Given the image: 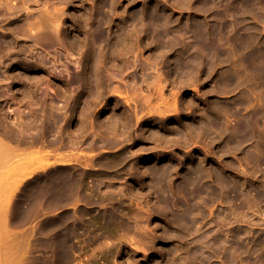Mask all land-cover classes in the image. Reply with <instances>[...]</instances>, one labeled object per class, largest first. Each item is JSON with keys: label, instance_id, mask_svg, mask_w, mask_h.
<instances>
[{"label": "rangeland", "instance_id": "1", "mask_svg": "<svg viewBox=\"0 0 264 264\" xmlns=\"http://www.w3.org/2000/svg\"><path fill=\"white\" fill-rule=\"evenodd\" d=\"M0 2V264H264V0Z\"/></svg>", "mask_w": 264, "mask_h": 264}, {"label": "bare ground", "instance_id": "2", "mask_svg": "<svg viewBox=\"0 0 264 264\" xmlns=\"http://www.w3.org/2000/svg\"><path fill=\"white\" fill-rule=\"evenodd\" d=\"M0 3H2V2H0ZM4 3H5V2H4ZM4 5H5V4H4ZM8 9H9V7H8ZM223 24H224V22H223ZM220 27H221V26H220ZM225 29H226V28H225ZM199 32H200V31H199ZM203 32H205V31H203ZM221 33H222V32H221ZM36 34H37V33H36ZM215 34H216V33H215ZM201 35L203 36V34H201ZM207 35H208V34L206 33V36H207ZM219 35H220V34H219ZM219 35H218V36H219ZM198 37H199V36H198ZM198 37H197V39H198ZM200 37H201V36H200ZM216 38H217V37H216ZM216 38H215V39H216ZM219 38H221V37L219 36L218 39H219ZM200 39H201V38H200ZM200 39H199V40H200ZM206 39H208V38L205 37V40H206ZM201 40H202V39H201ZM219 40H220V39H219ZM219 40H217V41H219ZM214 41H216V40H214ZM217 41H216V42H217ZM206 42H207V41H206ZM201 43H202V42H200V44H201ZM214 43H215V42H214ZM219 43H220V41H219ZM203 44H204V43H203ZM216 44H217V43H216ZM221 44H222V43H221ZM223 44H224V43H223ZM211 45H212V44H211ZM241 45H242V44H241ZM241 45H240V46H241ZM216 46H217V45H216ZM219 47H221V46H219ZM222 47H223V46H222ZM244 47H245V46H244ZM216 49H217V48H216ZM219 49H220V48H219ZM220 52H223V49L220 50ZM223 53H225V52H223ZM214 54H215V53H214ZM229 56L231 57V55H229ZM223 58H224V57H223ZM223 58H222V59H223ZM246 61H247V60H246ZM263 71H264V70H263ZM258 72H259V71H258ZM234 73H236V72H234ZM263 74H264V73H263ZM252 76H253V75H252ZM261 78H262V77H261ZM257 79H258V78H257ZM260 81H261V80H260ZM263 81H264V80H263ZM259 88H260V86H259ZM262 90H263V89H262ZM254 91H255V90H254ZM253 93H254V92H253ZM256 93H257V92H256ZM257 94H258V93H257ZM257 94H256V95H257ZM259 94H261V93L259 92ZM252 95H253V94H252ZM254 96H255V95H254ZM256 97H259V96H256ZM260 97H261V95H260ZM255 99H257V98H255ZM255 99H254V100H255ZM258 100H260V99H258ZM258 100H257V101H258ZM255 103H256V102H255ZM260 103H261V102H260ZM253 104H254V103H253ZM257 106H258V105H257ZM257 106H256V107H257ZM259 106H260V105H259ZM261 106H262V105H261ZM261 106H260V107H261ZM263 106H264V104H263ZM254 108H255V107H254ZM262 108H263V107H262ZM259 109H260V108H259ZM259 109H258V111H259ZM261 110H262V109H261ZM235 112H236V111H235ZM255 112H256V111H255ZM259 112H260V111H259ZM261 112H262V111H261ZM1 113H2V112H1ZM262 113H263V112H262ZM4 114H5V113H4ZM258 114L260 115V113H258ZM259 115H258V116H259ZM2 116H3V115H2ZM261 116H262V115H261ZM2 119H3V118H2ZM244 119H245V118H244ZM3 120H4V119H3ZM249 120H251V119H249ZM255 120H256V119H254V121H255ZM1 121H2V120H1ZM221 121H222V120H221ZM241 121H242V120H241ZM247 121H248V119L246 120V122H247ZM252 121H253V119H252ZM226 122H227V121H226ZM257 122H258V120H257ZM221 123H222V122H221ZM243 123H245V122H243ZM248 124H249V123H248ZM248 124L246 123V125H247L246 128H245V126H243L244 132L246 131V132H245V135H246L247 133H249L250 130L253 131L252 129H249V128H252V127H250L251 124H250V125H248ZM253 124H254V123H253ZM256 124H257V123H256ZM221 125H222V124H221ZM224 125H225V124H224ZM237 127H238V126H237ZM238 128H239V127H238ZM226 129H227V128H226ZM239 130H241V129H239ZM0 131H2V129H1ZM14 131H16V130H14ZM251 131H250L249 135L252 134ZM254 131H255V130H254ZM238 132H239V131H238ZM241 132H242V131H241ZM244 132H243V133H244ZM35 133H37V132H35ZM255 133H256V132H255ZM19 134H20V133H19ZM15 135H16V134H15ZM238 135H239V134H238ZM240 135H241V134H240ZM240 135H239V136H240ZM32 136H34V134H33ZM15 137H16V136H15ZM242 137H243V136H242ZM242 137H241V139H242ZM245 137H246V136H245ZM17 138H18V137H17ZM19 139H22V140H23V138H19ZM19 139H18V141H19ZM34 139H35V137H34ZM25 140H27V139L25 138ZM31 140H33V139H31ZM36 140H37V139H36ZM0 141H1V140H0ZM20 141H21V140H20ZM20 141H19V142H20ZM245 141H246V140H245ZM24 142H25V141H24ZM30 142H31V141H30ZM37 142H38V141H37ZM239 142H241V141H239ZM242 142H243V141H242ZM20 143H21V142H20ZM27 143H28V142H27ZM0 144H5V143L1 142ZM32 144H33V143H32ZM263 156H264V155H263ZM257 159H258V158H257ZM260 159H261V158H260ZM261 163H262V162H261ZM198 179H199V178H198ZM222 185H223V184H222ZM224 186H225V185H224ZM188 187H189V186H188ZM224 189H225V188H224ZM185 190H186V189H185ZM185 190H184V191H185Z\"/></svg>", "mask_w": 264, "mask_h": 264}, {"label": "crops", "instance_id": "3", "mask_svg": "<svg viewBox=\"0 0 264 264\" xmlns=\"http://www.w3.org/2000/svg\"><path fill=\"white\" fill-rule=\"evenodd\" d=\"M2 175V172H1V170H0V176Z\"/></svg>", "mask_w": 264, "mask_h": 264}]
</instances>
